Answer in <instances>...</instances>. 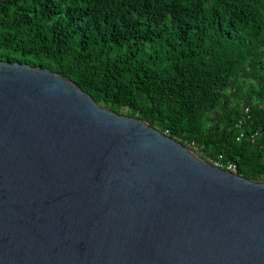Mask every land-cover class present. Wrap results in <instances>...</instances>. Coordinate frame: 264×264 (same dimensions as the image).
Masks as SVG:
<instances>
[{"label":"water","instance_id":"obj_1","mask_svg":"<svg viewBox=\"0 0 264 264\" xmlns=\"http://www.w3.org/2000/svg\"><path fill=\"white\" fill-rule=\"evenodd\" d=\"M0 264H264V181L0 60Z\"/></svg>","mask_w":264,"mask_h":264},{"label":"trees","instance_id":"obj_2","mask_svg":"<svg viewBox=\"0 0 264 264\" xmlns=\"http://www.w3.org/2000/svg\"><path fill=\"white\" fill-rule=\"evenodd\" d=\"M0 60L264 181V0H0Z\"/></svg>","mask_w":264,"mask_h":264},{"label":"built area","instance_id":"obj_3","mask_svg":"<svg viewBox=\"0 0 264 264\" xmlns=\"http://www.w3.org/2000/svg\"><path fill=\"white\" fill-rule=\"evenodd\" d=\"M166 133H168V131ZM214 165L217 166V167L222 168V165L219 164V163H214ZM227 170L231 171V172H237V166L235 164L230 163L227 166Z\"/></svg>","mask_w":264,"mask_h":264},{"label":"rangeland","instance_id":"obj_4","mask_svg":"<svg viewBox=\"0 0 264 264\" xmlns=\"http://www.w3.org/2000/svg\"><path fill=\"white\" fill-rule=\"evenodd\" d=\"M197 155V154H196Z\"/></svg>","mask_w":264,"mask_h":264}]
</instances>
